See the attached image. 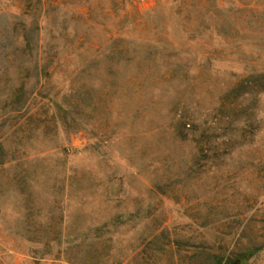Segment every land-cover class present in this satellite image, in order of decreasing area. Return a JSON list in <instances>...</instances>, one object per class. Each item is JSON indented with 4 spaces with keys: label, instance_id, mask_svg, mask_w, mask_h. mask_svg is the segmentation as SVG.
Listing matches in <instances>:
<instances>
[{
    "label": "rangeland",
    "instance_id": "1",
    "mask_svg": "<svg viewBox=\"0 0 264 264\" xmlns=\"http://www.w3.org/2000/svg\"><path fill=\"white\" fill-rule=\"evenodd\" d=\"M199 248L264 264V0H0V264Z\"/></svg>",
    "mask_w": 264,
    "mask_h": 264
},
{
    "label": "trees",
    "instance_id": "2",
    "mask_svg": "<svg viewBox=\"0 0 264 264\" xmlns=\"http://www.w3.org/2000/svg\"><path fill=\"white\" fill-rule=\"evenodd\" d=\"M252 255V252L226 255L221 248H199L191 255L190 261L191 264H248ZM171 262L168 261L167 264H174Z\"/></svg>",
    "mask_w": 264,
    "mask_h": 264
},
{
    "label": "built area",
    "instance_id": "3",
    "mask_svg": "<svg viewBox=\"0 0 264 264\" xmlns=\"http://www.w3.org/2000/svg\"><path fill=\"white\" fill-rule=\"evenodd\" d=\"M136 2H140V3H142V4H146V3H149V2H151V1H153V0H135Z\"/></svg>",
    "mask_w": 264,
    "mask_h": 264
}]
</instances>
